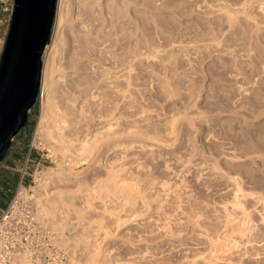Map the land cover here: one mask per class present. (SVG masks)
Instances as JSON below:
<instances>
[{
    "label": "rangeland",
    "instance_id": "obj_1",
    "mask_svg": "<svg viewBox=\"0 0 264 264\" xmlns=\"http://www.w3.org/2000/svg\"><path fill=\"white\" fill-rule=\"evenodd\" d=\"M119 1L103 40L100 7L89 13L87 0L65 32L61 74L73 78L58 87L82 93L56 100L72 113L68 139L95 150L82 161L41 140V85L0 166L21 173L35 140L25 183L45 195L40 180L65 165L49 230L68 264H264V0ZM10 24L0 12V65ZM64 140L55 129L51 143L68 148ZM19 180L11 191L0 185V210Z\"/></svg>",
    "mask_w": 264,
    "mask_h": 264
},
{
    "label": "bare ground",
    "instance_id": "obj_2",
    "mask_svg": "<svg viewBox=\"0 0 264 264\" xmlns=\"http://www.w3.org/2000/svg\"><path fill=\"white\" fill-rule=\"evenodd\" d=\"M82 1H84V0H59L58 7H59L60 14H59V20L57 23L56 32L53 35V44L51 47L48 48V50L46 51L45 56H44L45 61H44L43 72H42V107H41V113H40V117H39L40 119L38 122L39 123L38 128L36 131L39 134V136L41 137V140L43 139L51 149L53 148V150L55 152H58V151L62 152V154H64L65 156H69V158H71L72 156L76 157L75 159L82 157L80 160L83 161V159L86 158L85 157L86 154L87 153L91 154L95 149H93L91 142L88 141L89 139L88 140L83 139L82 141H80L82 138L80 139L79 137H78L79 139H77V137L73 138V140L68 139V137L70 138L71 135L67 136V134H65V130L67 129L68 123L70 122V119H69L70 116L69 115H71L72 113L69 114L68 113L69 111L67 109H66V112L63 111L62 109H64L66 106L61 108V106L63 104L60 105L61 101H60V103H58V101H57V100H60L59 97H63V95L65 93H67V94L69 93V91L65 92V90H68V89L70 90V86H69L70 84L69 83H68L69 85H67L66 89L61 90L62 87L61 88L58 87L61 80L65 79V78L66 79H72L73 78L72 77L73 74L71 75L72 78H69L68 74H66V75L61 74V71L68 69L65 66L66 56H65L64 52L66 49V45L68 44V41H67L68 36L66 35L65 32H66V29H73L75 27V23L78 20L77 10H76L77 5L79 4V7H80L81 6L80 3ZM87 1L88 2H86L84 4V6L86 9L89 8V13H91V14L96 13L97 10H95V7L96 8L100 7V8H98V12H97V14L99 16H96L95 18H97L96 20L101 24V27L103 25V27H102V28H104L103 32L102 33L97 32L98 33V40H100V39L103 40L105 38L104 33H107L110 30L108 28H114L115 27L116 21L119 18V17L117 18V14L119 15V11L123 7V5L120 4L119 0H111L112 2H111V4L109 3L108 6L104 5V0H87ZM112 4L118 5V6L115 5V7H114L115 12L114 13H111L112 12V7H111ZM102 6L106 9H108L110 13L106 14V12H104V10L102 11V9H101ZM99 23L95 27L92 26L91 29H93V30L97 29L99 31V29H100ZM104 42L105 41H103L101 43V45H103ZM94 43L95 44L97 43L96 39H95V42H93V44ZM74 66L75 65H73L72 68ZM81 69L82 68H79L80 71H81ZM68 82H69V80H68ZM89 82H91V81H88V82L86 81L85 83L88 84ZM95 83L91 82L90 84H93V86H95ZM97 84H99V83H97ZM71 85H73V84H71ZM75 85L78 86V84H76V83H75ZM75 85H74V87H75ZM99 85H101V84H99ZM81 86H83V83ZM86 88L89 89L90 87L87 86ZM72 89H73V87H72ZM88 89L85 90L86 92L84 90H82L85 92V93L83 92L84 95H82V96L87 95ZM79 90H81V89H78V91ZM74 91L72 92V90H71L70 93L71 92L72 93L71 94L69 93V94L70 95H72L73 93H74V95L79 94L77 90H76L77 91L76 94H75L76 91L75 92ZM63 92H65V93H63ZM81 93L82 92H80V94ZM91 96L93 98L96 97V96H94V92H91ZM72 97H73V95H72ZM92 97H91V99H92ZM74 98L75 97L71 98V100ZM87 98H88V96H87ZM88 99H90V98H88ZM88 99H86L87 100L86 102L89 101ZM67 100L68 99H66L65 101H67ZM63 103H64V101H63ZM67 103H69V102H67ZM72 103H73V101H72ZM74 103H77V101H74ZM71 104H69V105H71ZM74 105H76V104H74ZM66 108H69V107H66ZM81 108L82 109L84 108L83 105ZM82 111L84 112V109ZM81 115H83V114H81ZM91 123H93V122H91ZM90 125L88 124V126H90ZM71 126H72V124H71ZM55 129H58L60 131V135L62 138L65 139V137H66V140H64V141L66 142V145L68 148H66L64 146L58 147L56 144L51 143L52 142L51 141L52 140V134H53V131ZM74 141H75V144H74ZM78 141H80L79 142L80 147L76 149V147H77L76 142H78ZM117 145H120L119 146L120 148H122V147L129 148V146L131 144L130 145L129 144H125V145L124 144H117ZM93 163H95V162H93ZM93 163L90 166H93ZM64 166L65 165L61 164V166L58 169L53 168L50 173L48 172L49 174H47V176H43L42 179L40 180V183H41L40 188L43 189L45 195H43V193H38V194H34V196H33L34 211H35V215H36L38 221L42 225L50 228L51 230H57L56 225L53 222H51V221H54V219H56L57 208L51 204L49 195H51L50 191H51L52 186H54L53 184L56 183V180L60 179V178L62 179L63 176L66 175V170H65L66 168ZM74 174L78 175L76 173H74Z\"/></svg>",
    "mask_w": 264,
    "mask_h": 264
},
{
    "label": "water",
    "instance_id": "obj_3",
    "mask_svg": "<svg viewBox=\"0 0 264 264\" xmlns=\"http://www.w3.org/2000/svg\"><path fill=\"white\" fill-rule=\"evenodd\" d=\"M58 0H15L0 65V155L25 127L42 85Z\"/></svg>",
    "mask_w": 264,
    "mask_h": 264
},
{
    "label": "built area",
    "instance_id": "obj_4",
    "mask_svg": "<svg viewBox=\"0 0 264 264\" xmlns=\"http://www.w3.org/2000/svg\"><path fill=\"white\" fill-rule=\"evenodd\" d=\"M15 0H0V12L9 13ZM15 140V139H14ZM35 140L30 145L26 167L20 170L17 189L0 210V264H68L69 253L57 245L53 233L42 225L34 211L33 194L25 183L27 164Z\"/></svg>",
    "mask_w": 264,
    "mask_h": 264
},
{
    "label": "trees",
    "instance_id": "obj_5",
    "mask_svg": "<svg viewBox=\"0 0 264 264\" xmlns=\"http://www.w3.org/2000/svg\"><path fill=\"white\" fill-rule=\"evenodd\" d=\"M28 126V123L25 125L24 129ZM20 174H15L10 177V173L8 171L1 172L0 171V185H4L10 191L14 188L15 182L19 180Z\"/></svg>",
    "mask_w": 264,
    "mask_h": 264
},
{
    "label": "flooded vegetation",
    "instance_id": "obj_6",
    "mask_svg": "<svg viewBox=\"0 0 264 264\" xmlns=\"http://www.w3.org/2000/svg\"><path fill=\"white\" fill-rule=\"evenodd\" d=\"M27 123H28V121H27ZM27 123H26V124H27ZM23 129H24V128H23ZM23 129H22V130H23ZM22 130H21V131H22ZM21 131H20V132H21ZM19 134H20V133H19ZM19 134H18V135H19ZM18 135H17V136H18ZM17 136H16V137H17ZM16 137H15V138H16ZM15 138H14V139H15ZM14 139L12 140V142L14 141ZM11 146H12V145H11ZM10 148H11V147H10ZM10 148H9L4 154H1V155H0V158L3 159V158L6 156V154L8 153V151L10 150Z\"/></svg>",
    "mask_w": 264,
    "mask_h": 264
},
{
    "label": "crops",
    "instance_id": "obj_7",
    "mask_svg": "<svg viewBox=\"0 0 264 264\" xmlns=\"http://www.w3.org/2000/svg\"><path fill=\"white\" fill-rule=\"evenodd\" d=\"M2 166H3V167H2ZM2 168H4V165H1V166H0V171H1V172H4V170H3ZM22 169H23V168H22ZM19 174H20V173H19Z\"/></svg>",
    "mask_w": 264,
    "mask_h": 264
}]
</instances>
